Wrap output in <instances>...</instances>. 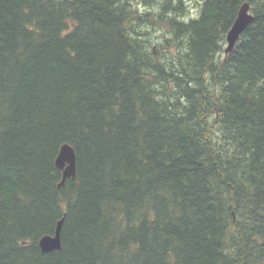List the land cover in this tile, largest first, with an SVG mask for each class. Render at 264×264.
Segmentation results:
<instances>
[{
  "label": "trees",
  "instance_id": "trees-1",
  "mask_svg": "<svg viewBox=\"0 0 264 264\" xmlns=\"http://www.w3.org/2000/svg\"><path fill=\"white\" fill-rule=\"evenodd\" d=\"M191 2L0 0V264H264V0Z\"/></svg>",
  "mask_w": 264,
  "mask_h": 264
},
{
  "label": "water",
  "instance_id": "water-1",
  "mask_svg": "<svg viewBox=\"0 0 264 264\" xmlns=\"http://www.w3.org/2000/svg\"><path fill=\"white\" fill-rule=\"evenodd\" d=\"M252 18L249 2L246 1L240 6L232 25L226 33L224 53H228L233 49L240 34L251 22ZM55 166L61 170V180L58 187L62 186L67 178L75 177V153L72 146L65 143L60 147L55 158ZM62 221L63 218L57 221L53 234L39 238L38 245L43 252L57 250L61 247L60 231Z\"/></svg>",
  "mask_w": 264,
  "mask_h": 264
},
{
  "label": "rangeland",
  "instance_id": "rangeland-1",
  "mask_svg": "<svg viewBox=\"0 0 264 264\" xmlns=\"http://www.w3.org/2000/svg\"><path fill=\"white\" fill-rule=\"evenodd\" d=\"M195 0H192L191 4H190V8H189V16H194L196 14V5H195Z\"/></svg>",
  "mask_w": 264,
  "mask_h": 264
},
{
  "label": "bare ground",
  "instance_id": "bare-ground-1",
  "mask_svg": "<svg viewBox=\"0 0 264 264\" xmlns=\"http://www.w3.org/2000/svg\"><path fill=\"white\" fill-rule=\"evenodd\" d=\"M242 238V237H241Z\"/></svg>",
  "mask_w": 264,
  "mask_h": 264
}]
</instances>
